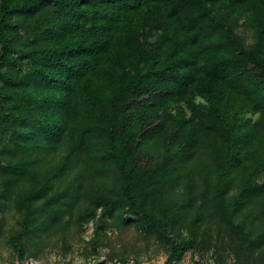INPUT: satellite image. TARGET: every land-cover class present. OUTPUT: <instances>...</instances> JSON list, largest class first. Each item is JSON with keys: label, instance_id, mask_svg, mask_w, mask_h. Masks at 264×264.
<instances>
[{"label": "trees", "instance_id": "trees-1", "mask_svg": "<svg viewBox=\"0 0 264 264\" xmlns=\"http://www.w3.org/2000/svg\"><path fill=\"white\" fill-rule=\"evenodd\" d=\"M0 127L28 154L21 168L2 166L0 156L16 176L44 151L67 148L51 174L15 199L20 256V240L56 224L78 196L77 179L64 190L51 185L78 168L102 172L109 163L121 181L120 190L94 189L85 220L102 208L105 222L126 207L148 227L171 230L175 215L157 217L154 204L174 171L204 149L237 259L264 264V228L237 221L264 199V158L245 162L264 138V0H0ZM158 137L172 158L141 163L143 145ZM195 243L194 235L172 237L164 264Z\"/></svg>", "mask_w": 264, "mask_h": 264}, {"label": "rangeland", "instance_id": "rangeland-1", "mask_svg": "<svg viewBox=\"0 0 264 264\" xmlns=\"http://www.w3.org/2000/svg\"><path fill=\"white\" fill-rule=\"evenodd\" d=\"M247 35L252 42L251 33L247 32ZM250 148L249 158L245 161L247 166L256 158H264V138L262 142L256 138ZM66 149L64 146L44 151L35 165H28L21 176L0 167V264H27L28 260L33 264H123L130 258L135 264H164L170 253L171 238L179 240L192 235L196 237L195 245L173 264H241L231 246L230 232L216 213L213 159L204 149L196 151L187 164L174 171L175 177L164 192L161 206L154 204L157 217L175 215V226L171 230L148 227L126 207L110 213L105 222L101 218L102 208L96 210L94 218L85 220L88 211L94 207V189L104 185L120 190L121 181L115 167L109 163L102 172L78 168L51 183L53 190H64L77 179L78 196L66 205L64 217L56 224L39 228L36 234L30 233L20 240L24 248V255L20 256L12 237L21 229L23 211L15 199L31 187L35 178L51 174ZM173 154L167 150L163 138H154L143 145L141 163L161 162L172 158ZM0 156L2 166L12 162L19 168L25 165L24 159H29L24 150H14L2 127ZM192 179L194 185L190 187L188 182ZM259 181L264 183V172ZM237 186L238 180H235L227 202ZM242 217L253 228H264V199L257 206L245 209L237 221Z\"/></svg>", "mask_w": 264, "mask_h": 264}, {"label": "built area", "instance_id": "built-area-1", "mask_svg": "<svg viewBox=\"0 0 264 264\" xmlns=\"http://www.w3.org/2000/svg\"><path fill=\"white\" fill-rule=\"evenodd\" d=\"M27 264H33L32 260H28ZM123 264H135V260L133 258H130Z\"/></svg>", "mask_w": 264, "mask_h": 264}]
</instances>
